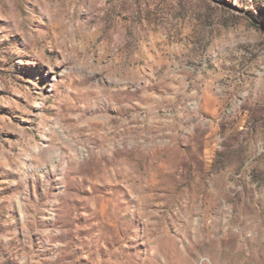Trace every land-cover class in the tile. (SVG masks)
I'll return each instance as SVG.
<instances>
[{
	"label": "rangeland",
	"instance_id": "rangeland-1",
	"mask_svg": "<svg viewBox=\"0 0 264 264\" xmlns=\"http://www.w3.org/2000/svg\"><path fill=\"white\" fill-rule=\"evenodd\" d=\"M0 264H264V0H0Z\"/></svg>",
	"mask_w": 264,
	"mask_h": 264
}]
</instances>
